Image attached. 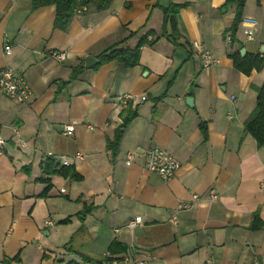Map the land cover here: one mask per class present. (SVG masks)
I'll use <instances>...</instances> for the list:
<instances>
[{
    "label": "crops",
    "instance_id": "0c3cea01",
    "mask_svg": "<svg viewBox=\"0 0 264 264\" xmlns=\"http://www.w3.org/2000/svg\"><path fill=\"white\" fill-rule=\"evenodd\" d=\"M170 1L187 4L177 39L170 24L164 30ZM228 1L111 0L76 12L60 29L54 5L0 0V66L24 75L32 89L27 101L0 95V264H83L108 255L124 264H264V146L246 129L264 67L245 74L234 64L236 53L264 57V0H246L233 44L226 36L237 5ZM150 30L155 42L141 47L136 65L99 64L109 47L124 40L134 48ZM195 40L218 57L216 65L203 68ZM86 55L98 63L62 85ZM125 93L138 115L113 155L108 140L123 124ZM68 123L72 136L63 134ZM153 146L180 161L168 180L145 167ZM48 156L70 157L81 178L56 174L45 182ZM194 194L201 200L179 210ZM137 215L142 222L128 227ZM113 241L126 249L110 253Z\"/></svg>",
    "mask_w": 264,
    "mask_h": 264
},
{
    "label": "trees",
    "instance_id": "16d2710c",
    "mask_svg": "<svg viewBox=\"0 0 264 264\" xmlns=\"http://www.w3.org/2000/svg\"><path fill=\"white\" fill-rule=\"evenodd\" d=\"M228 2L236 3L237 11L235 18L228 28L227 32L231 33V44L236 41V32L239 24L243 19V8L246 0H229ZM111 4V0H33L34 7L54 5L56 7V16L54 20L55 28L66 29L69 25L72 17L76 14L78 9L87 7V9L102 10ZM186 3H176L170 1L167 6L162 7L164 15V30L166 32L167 26L170 24L172 32L170 36L174 39L180 38V34L177 27V15L180 9L186 6ZM134 34V33H133ZM149 34H154L153 30L148 31L143 34L138 44L134 48H128L123 46V41L116 43L115 45L109 47L103 53L100 54L99 64L108 62L110 60L118 59L122 61L126 66H134L139 61L140 49L144 44L154 43L153 38H149ZM235 67L245 74H250L253 69L261 70L264 67V57L260 54H246L241 56L236 53L234 55ZM84 64L81 62L77 66L73 67V71L68 81H62V85L72 82L83 72ZM163 96L159 97L161 99ZM158 100V99H157ZM125 117L123 124L119 130L115 133L112 139L108 140V148L111 150L113 155L117 154L123 133L126 128L130 125L133 119L138 115L137 109H134L129 105L125 111ZM246 129L250 132L257 143L264 146V83L257 87V100L256 106L252 111L249 119L246 122ZM41 169L45 178V182H49V178L52 175H62L70 177L72 179H80L81 176L75 169V166L63 164L58 157L48 156L41 162ZM258 218V217H257ZM66 221V220H65ZM255 226H259L260 222L256 221ZM126 247L119 241H113L109 246V252L114 254L117 252L124 251ZM68 264H81L76 261H70Z\"/></svg>",
    "mask_w": 264,
    "mask_h": 264
},
{
    "label": "built area",
    "instance_id": "2783aa9c",
    "mask_svg": "<svg viewBox=\"0 0 264 264\" xmlns=\"http://www.w3.org/2000/svg\"><path fill=\"white\" fill-rule=\"evenodd\" d=\"M87 7L78 9L76 12L79 13L83 10H86ZM248 38L252 39V31H246ZM149 38H152L151 36ZM226 39L228 42H231L230 34H227ZM192 46L196 48L202 59L203 68L214 66L219 62V59L214 55L209 49H207L201 41L195 40L192 43ZM6 55L11 53V45L7 44L4 47ZM52 56L58 60H63L66 58V52L64 51H52ZM32 94V89L26 79V77L15 71L10 66H0V95L16 99L19 101L29 100ZM134 96L130 93H125L120 97V103L123 108L128 107L133 102ZM147 99L146 95L141 96V101ZM235 99V97H234ZM1 128V123H0ZM75 132V125L73 123H68L64 125L63 134L67 136H72ZM5 139L0 135V158L5 153ZM146 160L145 167L150 171L157 173L163 180L170 179L177 171L180 161L176 159L173 155L167 152L165 149L159 146L149 147L145 150ZM77 158H83V154L78 152L76 154ZM60 161L65 165H72V159L67 156L58 157ZM133 160V154H127L126 163L130 165ZM65 191V189H61ZM209 198L211 201H214L218 198V194L214 189H211L209 192ZM201 200L200 195L194 194L191 201H185L180 203L179 210L188 209L194 206ZM176 220V216L173 217ZM142 222V216L137 215L134 219L130 220L128 227L133 228L137 224ZM52 220H47V224H53ZM124 261L121 258H118L114 255H108L105 259L99 261H88L83 264H124Z\"/></svg>",
    "mask_w": 264,
    "mask_h": 264
},
{
    "label": "water",
    "instance_id": "95a60500",
    "mask_svg": "<svg viewBox=\"0 0 264 264\" xmlns=\"http://www.w3.org/2000/svg\"><path fill=\"white\" fill-rule=\"evenodd\" d=\"M245 53H246V49L245 48H242L241 49V54L242 55H245ZM98 61L99 60H98L97 57H95L93 55H86L84 57V66H85V68H92V67H94L98 63ZM186 101H187V104L188 105H190V106H193L194 105V103H193L194 99H193L192 96H187L186 97Z\"/></svg>",
    "mask_w": 264,
    "mask_h": 264
}]
</instances>
